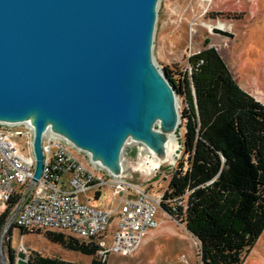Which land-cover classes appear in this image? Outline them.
I'll use <instances>...</instances> for the list:
<instances>
[{
  "label": "water",
  "instance_id": "1",
  "mask_svg": "<svg viewBox=\"0 0 264 264\" xmlns=\"http://www.w3.org/2000/svg\"><path fill=\"white\" fill-rule=\"evenodd\" d=\"M159 2L0 0V123L32 128L33 183L48 132L116 179L133 145L172 162L182 115L153 57Z\"/></svg>",
  "mask_w": 264,
  "mask_h": 264
},
{
  "label": "trees",
  "instance_id": "2",
  "mask_svg": "<svg viewBox=\"0 0 264 264\" xmlns=\"http://www.w3.org/2000/svg\"><path fill=\"white\" fill-rule=\"evenodd\" d=\"M188 63L178 80L164 67L185 100L184 160L172 173L164 199L185 204L173 209L162 202V207L186 223L205 264H243L264 232V103L241 86L216 47H204ZM19 197L0 215V235ZM47 237L92 256L90 264H107L95 242L53 231ZM28 263L81 264L36 251Z\"/></svg>",
  "mask_w": 264,
  "mask_h": 264
},
{
  "label": "rangeland",
  "instance_id": "3",
  "mask_svg": "<svg viewBox=\"0 0 264 264\" xmlns=\"http://www.w3.org/2000/svg\"><path fill=\"white\" fill-rule=\"evenodd\" d=\"M221 23L223 28L217 27ZM209 26L213 28L209 30ZM214 46L220 52L243 88L264 103V0H160L155 27L153 57L159 68L177 73L178 80L188 70V58L204 47ZM178 107L182 115L184 97L178 95ZM21 128V127H19ZM185 121L178 129V141L174 162L160 164L142 145L127 147L123 160L129 179H135L154 195L163 194L168 188L172 173L184 160ZM32 139V138H31ZM21 151L27 153L24 137L15 138ZM78 160L98 173L105 171L90 163L84 152L73 148ZM112 190L104 189L99 207L114 208ZM173 209L178 201L170 203ZM159 226L150 231L140 248L131 255L111 254L107 264H205L201 258L200 243L188 230L182 219L170 216L163 209L158 212ZM116 218L109 229L116 230ZM2 230L0 235V264H23L32 252L42 256L90 264L92 256L68 250L47 237L48 231L33 230L22 233L21 229ZM11 255L13 258H10ZM243 264H264V232L245 256Z\"/></svg>",
  "mask_w": 264,
  "mask_h": 264
},
{
  "label": "built area",
  "instance_id": "4",
  "mask_svg": "<svg viewBox=\"0 0 264 264\" xmlns=\"http://www.w3.org/2000/svg\"><path fill=\"white\" fill-rule=\"evenodd\" d=\"M16 137H24L32 146L33 130L26 124L0 123V215L20 196L7 220L10 227L69 232L81 241L98 244L99 257L108 261L111 254L136 252L150 231L159 226L162 202H170L164 199L165 192L154 195L128 177L116 179L87 168L73 153L74 147L51 132L43 140L46 157L42 177L33 183L32 148L27 153L21 151ZM107 187L118 201L114 208L95 205ZM114 218L116 230L110 234Z\"/></svg>",
  "mask_w": 264,
  "mask_h": 264
},
{
  "label": "bare ground",
  "instance_id": "5",
  "mask_svg": "<svg viewBox=\"0 0 264 264\" xmlns=\"http://www.w3.org/2000/svg\"><path fill=\"white\" fill-rule=\"evenodd\" d=\"M217 27H219V28H223V25H222L221 23H219V24L217 25ZM212 28H213L212 26H209V30L212 29ZM178 129H179V128H178ZM172 138H173V140L175 139V134L172 135ZM173 154H175V153H173ZM171 161L174 162V161H175V157H172ZM133 181H137V180H134V179H133ZM137 182H138V181H137Z\"/></svg>",
  "mask_w": 264,
  "mask_h": 264
},
{
  "label": "crops",
  "instance_id": "6",
  "mask_svg": "<svg viewBox=\"0 0 264 264\" xmlns=\"http://www.w3.org/2000/svg\"><path fill=\"white\" fill-rule=\"evenodd\" d=\"M248 91V90H247ZM75 156L78 158V155H77V153H75Z\"/></svg>",
  "mask_w": 264,
  "mask_h": 264
}]
</instances>
